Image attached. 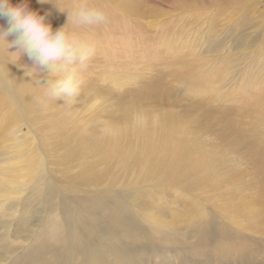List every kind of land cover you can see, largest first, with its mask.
Segmentation results:
<instances>
[{"label":"rangeland","instance_id":"374dc122","mask_svg":"<svg viewBox=\"0 0 264 264\" xmlns=\"http://www.w3.org/2000/svg\"><path fill=\"white\" fill-rule=\"evenodd\" d=\"M57 1L70 23L47 13L53 31L66 25L95 54L78 70L80 93L67 104L26 90L31 99L19 111L24 107L13 106L9 94L12 78L0 77V171L13 175L16 187L11 211L2 215L33 225L28 234L9 235L17 252L53 221L65 235L97 193L89 200L80 193L94 189L79 177L87 171L99 179L98 192L122 190L136 200L135 222L147 232L145 261L131 251V260L106 264H157L154 252L165 253L160 264H264V0ZM81 4L104 12L106 21L76 25L72 13ZM16 61L46 93L55 77L28 58ZM168 113L164 126L157 120ZM41 153L46 170L39 171ZM151 161L156 178L139 176ZM173 161L184 180L163 182ZM100 225L96 231L107 229ZM121 228L131 233L130 223ZM106 235L120 236L124 248L141 241ZM53 248L47 258L57 254Z\"/></svg>","mask_w":264,"mask_h":264},{"label":"bare ground","instance_id":"6f19581e","mask_svg":"<svg viewBox=\"0 0 264 264\" xmlns=\"http://www.w3.org/2000/svg\"><path fill=\"white\" fill-rule=\"evenodd\" d=\"M22 2L26 3L29 9L37 11L40 15H45L47 13L54 15L52 17L53 19L55 18L60 22L59 25L63 23L67 24V21L63 20L60 15L58 8L59 3L57 0H49L47 3H39L38 0H11L13 5L20 4ZM0 27H7L6 19L0 18ZM176 32L173 33L176 34ZM210 34H212V32H210ZM12 39V36L8 37L9 42ZM215 40L216 38H212L208 43L211 42L210 44H212L213 42H216ZM16 51L17 49L14 46L9 48L7 43L0 42V77L6 80L12 78L10 85L11 91H9V94H11L14 98L13 106L18 109L24 107L19 110L22 111L24 109L27 110L25 107L29 105V100L31 99V96L26 92V90H33L36 94L41 95L42 97H45V92L41 90L42 86L37 83L36 76L30 77L32 82L35 83L32 84L30 79L26 77V74H22L20 72L23 69L20 70L16 60L21 61L22 58L24 61H26L27 58L29 60V57L26 53L20 54ZM10 58H15L16 60L14 59L13 61H10ZM19 73L21 75H19ZM15 75H18V77H14ZM168 116L169 113L164 114L163 116L161 115V118L157 121H159V123L162 125L167 126L168 121L171 120V118H168ZM137 122L138 125H144V120L141 118H138ZM112 131L115 133L119 130L115 127L112 129ZM22 156L23 155H18L17 157ZM45 162V155L41 153L39 171L46 167ZM124 167L125 166L123 165V168ZM85 168L86 166L82 167L83 170H85ZM145 168L148 169L147 176L144 175L143 171L139 173V176L152 177L155 175L154 178H156L158 170L153 161H151L150 164L149 162H146ZM24 170L25 174L27 175V168L24 167ZM182 171L183 168L178 161L170 162L169 167L166 170V174H163L161 179L163 182L174 183L176 181V183H178L177 181L184 180L180 178L185 175L184 174L180 176ZM84 175L87 177H83ZM21 176L26 178L24 174ZM77 176L78 175L75 177ZM79 177L84 183H90V186L94 187V189L86 188V190L80 191L81 194L87 195V200H89V198L92 196V199L82 209V214H76L77 217H73V219L70 220V223H68V228L65 230L64 236L59 231V223L53 221V224H51V226L48 228V233L45 232L37 234L33 239L31 247H27L25 251L19 254L20 252H17V246L13 245L15 240L10 239L9 235L13 234L15 231H23L24 233L28 234L30 231H28L27 224L30 226L33 225L28 221L29 218H23L22 220H19L20 216L17 214H12L8 218H5L4 215H2L4 212L11 211V207L8 206V204L12 202V197H9V195L16 191V187L14 186L15 181L11 179L13 178V175H10V173L6 174L4 171H0V198H3L1 199L2 201L0 200V216L1 218L4 217L3 219H0V264H23L25 261L30 260H32V264H106L107 259L113 260V258H119V256H121L123 259L130 258L131 260V251L137 253V256H139L142 261L146 260L147 255L150 254L148 253L150 250L148 249V245H144L148 244L147 242L141 244L143 241L141 239H145L143 233L147 232L138 228L135 222L134 208L137 206L136 200H131V196L124 194L122 190L113 189L112 191H107L100 189L101 191L98 192V188L95 187L94 183L98 182L99 179L95 175L91 173L89 174L87 171L82 173V175L80 174ZM23 182L24 179L20 180V183ZM19 192L17 194H20ZM93 192L97 193L91 196L88 195ZM28 201L29 200H26V203ZM79 206L80 205L74 206L77 208L73 210V214L80 210ZM126 213L129 214V217L126 215ZM122 216H126L127 219H124ZM128 223H130L132 226L131 233L121 228L124 225L128 226ZM100 224H103V227L107 229L96 231V225L102 227ZM107 230H110L115 234L120 232L123 238L137 237V239L141 241L139 244H135L133 248L129 246L124 248V245H127L126 241L124 240L122 242V238L118 235L115 237H108L106 235ZM31 232H34V230ZM23 241L24 239L18 240V242ZM114 241L118 242L117 245L114 244ZM53 244L58 245V248L52 249V252L57 254L47 258L48 255H46V252L44 251L50 250ZM117 248H122L123 250ZM141 251H143V253H141ZM144 252H147V254H144ZM149 256L156 258L157 264H160L166 257L165 253L162 254L161 252H154L153 255Z\"/></svg>","mask_w":264,"mask_h":264},{"label":"clouds","instance_id":"9594fccd","mask_svg":"<svg viewBox=\"0 0 264 264\" xmlns=\"http://www.w3.org/2000/svg\"><path fill=\"white\" fill-rule=\"evenodd\" d=\"M47 3L49 0H38ZM0 18L6 19L7 27H0V42L7 43L16 52L26 53L35 67L51 74L47 85V99H63L65 104L73 102L80 93L81 81L78 70L87 67L95 54L92 45L80 41L66 30V25L53 31L45 15L28 8L26 3L13 5L11 0H0ZM76 25H98L106 21L104 12L81 4L72 13ZM68 23V22H67ZM13 39L9 42L8 37ZM42 109H47L46 100H38Z\"/></svg>","mask_w":264,"mask_h":264}]
</instances>
